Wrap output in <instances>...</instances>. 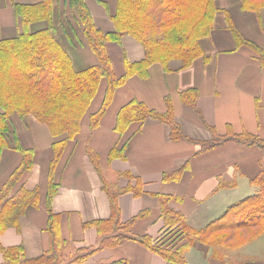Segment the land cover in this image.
Returning <instances> with one entry per match:
<instances>
[{"label":"crops","instance_id":"crops-1","mask_svg":"<svg viewBox=\"0 0 264 264\" xmlns=\"http://www.w3.org/2000/svg\"><path fill=\"white\" fill-rule=\"evenodd\" d=\"M85 1L96 25L104 32L115 31L113 16L118 0ZM37 2L40 0H0V40L21 33L22 21L16 13V4ZM216 4L221 11L211 35L202 41L203 56L187 69H181V62L173 60L168 69L160 63L152 65L148 78L132 76L116 91L100 125L91 130L86 116L81 134L68 141L56 169L59 189L52 204L61 218L68 259L82 247L100 246L97 229L85 228L84 224L111 217L106 184L120 193L117 200L123 222L149 211L146 218L135 222L132 237L148 235L154 240L168 227L162 217L160 195L174 197L171 208L182 213L190 227L199 230L223 216L234 204L257 193L258 186L253 181L264 172L263 149L231 141L202 152L201 143L213 140L214 132L219 137L252 134L264 139V66L249 46L236 49L224 12L228 10L243 35L264 51V8L244 10L241 0H216ZM53 7L55 36L71 57L74 68L83 70L97 64L69 0H53ZM48 26L43 21L33 23L30 28L35 32ZM108 50L118 75L124 73L126 60L137 61L145 56L143 46L131 35H125L120 43H109ZM191 88L199 92L196 108L181 98V92ZM102 95L103 90L91 112L99 109ZM167 97L172 100L176 121L187 139L173 140L171 128L156 119L134 123L124 133L117 131L118 114L129 101L138 99L164 113ZM12 120L18 144L35 151L34 167L18 188L39 187L41 204L30 207L21 217L20 228H9L0 241L4 247L23 245L28 258H38L50 246L45 199L55 155L53 145L65 137H55L46 124L32 115L23 118L13 115ZM115 148L124 155L111 158ZM89 149L99 155L100 172L88 155ZM22 158L15 145L4 150L0 189ZM185 167L178 181H165L166 175ZM135 190L142 193L136 195ZM228 246L229 249L221 248L224 259L214 249H208V245L196 241L187 251L185 262L170 263L136 240L127 239L119 247L101 249L85 262L73 264H105L122 259L129 264H264V226L245 233L237 231ZM0 264H8L1 253Z\"/></svg>","mask_w":264,"mask_h":264},{"label":"trees","instance_id":"trees-1","mask_svg":"<svg viewBox=\"0 0 264 264\" xmlns=\"http://www.w3.org/2000/svg\"><path fill=\"white\" fill-rule=\"evenodd\" d=\"M241 1L244 10L259 11L264 8V0ZM69 4L83 26L84 36L97 57V64L83 70L74 68L71 57L55 36L52 23L53 0H40L31 5L16 4V13L22 21L21 33L15 38L0 40V166L3 152L10 145H15L23 156L20 165L0 189V237L11 227L19 229L21 217L27 210L41 204L39 187L32 190L18 188L34 167L35 151L24 149L18 144L13 115L22 118L32 115L46 124L55 137H65L53 145L55 155L48 174L45 205L49 216V249L38 258H28L23 245L4 247L0 241V253L8 264H73L85 262L101 249L116 248L125 240L133 239L170 263L185 262L187 251L196 241L208 245V249H214L216 255L220 254L225 259L221 248L229 249V240L234 239L237 231L245 233L264 226V172L253 181L258 186L255 195L234 204L223 216L199 230L190 227L185 216L171 208L170 203L174 197L160 195L162 217L168 227L155 240L148 235L132 237L135 222L146 218L149 211H142L135 218L123 222L117 200L120 193L111 190L106 184L105 189L112 204L111 217L84 224L85 228L97 229L101 238L100 246L82 247L73 258L68 259L61 234V218L52 208L59 189V184L55 182L56 169L68 141L75 140L81 134L86 116L89 117L91 130L100 125L116 91L132 76L148 78L152 65L160 63L168 69L173 60L181 62V69L189 68L205 54L202 41L211 35L216 16L221 11L216 0H118L116 14L113 16L115 31L104 32L96 25L85 0H69ZM224 12L236 41V49L249 46L264 66L262 48L243 35L228 10ZM43 21L49 23L47 28L35 32L31 30L33 23ZM125 35L133 36L143 46L145 56L137 61L126 60L124 73L118 75L108 44L120 43ZM102 90L101 105L98 110L91 112ZM198 97L199 92L194 88L181 92L183 102L193 108H196ZM165 100L167 111L164 113L138 99L129 101L118 114L117 131L124 133L134 123L156 119L171 128L173 140L187 139L176 121L171 98ZM214 135L213 140L201 143L202 152L231 141L264 150V139L256 135L231 134L229 137H219L216 132ZM88 155L100 172L99 155L91 149ZM118 155L124 154L115 148L110 157ZM186 169L166 175L165 181H178ZM135 193L140 195L142 192L135 190ZM105 264L129 262L122 259Z\"/></svg>","mask_w":264,"mask_h":264}]
</instances>
